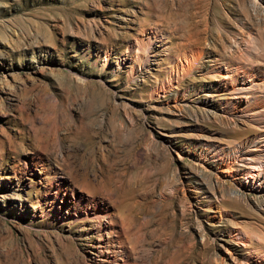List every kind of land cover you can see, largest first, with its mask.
<instances>
[{
  "label": "rangeland",
  "instance_id": "rangeland-1",
  "mask_svg": "<svg viewBox=\"0 0 264 264\" xmlns=\"http://www.w3.org/2000/svg\"><path fill=\"white\" fill-rule=\"evenodd\" d=\"M262 133L264 0H0V264H264Z\"/></svg>",
  "mask_w": 264,
  "mask_h": 264
},
{
  "label": "bare ground",
  "instance_id": "bare-ground-1",
  "mask_svg": "<svg viewBox=\"0 0 264 264\" xmlns=\"http://www.w3.org/2000/svg\"><path fill=\"white\" fill-rule=\"evenodd\" d=\"M143 44H142V46L141 45L140 46L142 47L143 51L145 49L144 47H146L144 64H147L152 59V56L149 54L150 49H151V45L148 48V45L151 44V41L148 40V44H145L144 42H143ZM220 68L221 67H218V69H220ZM181 70L186 71L182 65H181ZM177 71H176L177 75H179V77H180L179 69ZM225 78H228V77L226 76ZM229 84H230L229 81L218 84L216 86V90H223L224 88H228ZM242 85L243 86H241L235 92L236 94L234 96L233 112H236V111H237V113L241 112L242 107L244 106L245 102L254 98V92L252 90L253 88H252L251 84L246 81ZM259 113H261V112L256 111V112L248 113L246 115H247V117H250L251 119H253L255 121L257 119L256 117ZM236 161H240V162L244 163L250 169V171L248 173V178L252 179L253 182H260V180H262L261 177H263V175H264V174H262L264 172V133L260 134V137L258 139H256V141L248 149H244V150L239 151V153L235 157H229V158L220 160L219 164H220V166L224 167L225 165H227V164L230 165V163H233ZM237 237L240 240L239 242L241 243V245L247 246V240L245 239L244 236L238 234Z\"/></svg>",
  "mask_w": 264,
  "mask_h": 264
}]
</instances>
